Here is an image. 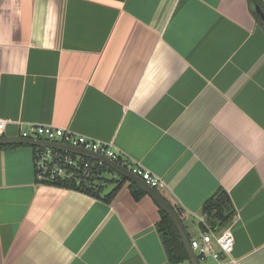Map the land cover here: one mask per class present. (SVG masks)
<instances>
[{"label": "crops", "instance_id": "0c3cea01", "mask_svg": "<svg viewBox=\"0 0 264 264\" xmlns=\"http://www.w3.org/2000/svg\"><path fill=\"white\" fill-rule=\"evenodd\" d=\"M255 3L0 0V118L12 122L2 137L35 123L110 142L118 159L162 179L156 189L189 238L204 229L207 200L223 194L231 220L208 214L234 236L222 263L264 264V26ZM36 147L0 148V264H169L150 194L134 199L127 178L103 199L118 171L102 174L99 196L38 183Z\"/></svg>", "mask_w": 264, "mask_h": 264}, {"label": "built area", "instance_id": "2783aa9c", "mask_svg": "<svg viewBox=\"0 0 264 264\" xmlns=\"http://www.w3.org/2000/svg\"><path fill=\"white\" fill-rule=\"evenodd\" d=\"M11 123L8 119L0 118V137L4 135L7 125ZM18 124V136L20 138L43 139L70 144L118 160V153L112 148L110 142L85 136L69 128L52 124ZM98 162L102 163L100 161ZM119 163L127 167L134 174L140 176L152 187L157 188L164 185V182L159 176L154 175L126 156H123ZM34 169L37 182L42 184H46L45 182L56 180L57 178L65 180L75 178L78 184L80 179H85L90 175V163L83 161L81 155L41 146H37L34 152ZM198 220L204 229L200 232V236L189 238L190 246L197 256L199 258L211 257L218 264H223V257H228L231 260V253L234 248V236L231 230L225 228L218 231L217 225H212L209 222L208 214L206 213L198 216ZM181 264L189 263L184 262Z\"/></svg>", "mask_w": 264, "mask_h": 264}, {"label": "trees", "instance_id": "16d2710c", "mask_svg": "<svg viewBox=\"0 0 264 264\" xmlns=\"http://www.w3.org/2000/svg\"><path fill=\"white\" fill-rule=\"evenodd\" d=\"M251 1L254 3H258L264 10V4L262 0ZM253 14L256 20L264 26V23L255 10L253 11ZM1 147L5 146H0V148ZM72 155L75 157L74 154ZM81 158L83 159V161H88L90 163V175L87 178L80 179V182L78 184L76 183L75 178L69 180L57 178L56 180L48 181L45 183L58 187L78 190L93 196H99L102 190V184L105 181V177L102 176V174L105 171H110L117 174L118 172L107 164L99 163L97 160H94L92 158L86 156H81ZM116 161L119 163L120 158ZM118 175H120L119 179L117 180L119 181V183L106 196H104L103 199L110 201L121 186V182L123 180H127L126 176L121 174ZM129 188L132 196L136 200L145 194V190L142 189L134 181H130ZM203 210L206 211L213 220L219 221L220 224L229 222L233 215L230 207L226 204V200L223 194L208 199L206 204L204 205ZM156 229L161 237V241L166 252L169 264H181L187 262V252L184 248V245L182 244L179 233L173 221L161 208L160 219L156 224Z\"/></svg>", "mask_w": 264, "mask_h": 264}, {"label": "water", "instance_id": "95a60500", "mask_svg": "<svg viewBox=\"0 0 264 264\" xmlns=\"http://www.w3.org/2000/svg\"><path fill=\"white\" fill-rule=\"evenodd\" d=\"M254 9L261 18L262 22L264 23V10L262 9V7L258 3H255ZM11 144H29V145H35L41 147H49L67 152H72L81 156H86L107 164L108 166L118 171L120 174L129 178L131 181L136 182L140 187H142L148 194H150L156 200V202L159 204L161 209L173 221L179 233L182 244L184 245V248L187 252V260L189 264H200L199 257L190 246L189 236L186 233L182 221L179 215L174 211L170 203L158 192V190L155 187L150 186L140 176L134 174L131 170L121 165L116 160L107 157L106 155L101 153H95L78 146H73L70 144H65L60 142L47 141L43 139H33V138L28 139V138H20V137H0V146L11 145Z\"/></svg>", "mask_w": 264, "mask_h": 264}, {"label": "rangeland", "instance_id": "374dc122", "mask_svg": "<svg viewBox=\"0 0 264 264\" xmlns=\"http://www.w3.org/2000/svg\"><path fill=\"white\" fill-rule=\"evenodd\" d=\"M262 2H263V4H264V0H262ZM202 259V264H205V262L203 261V258H201Z\"/></svg>", "mask_w": 264, "mask_h": 264}]
</instances>
